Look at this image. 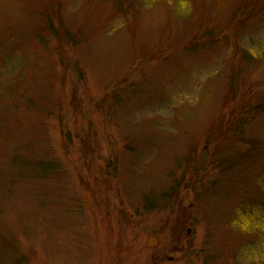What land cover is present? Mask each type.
<instances>
[{"label": "rangeland", "instance_id": "1", "mask_svg": "<svg viewBox=\"0 0 264 264\" xmlns=\"http://www.w3.org/2000/svg\"><path fill=\"white\" fill-rule=\"evenodd\" d=\"M153 1L0 0V264H264V10Z\"/></svg>", "mask_w": 264, "mask_h": 264}, {"label": "trees", "instance_id": "2", "mask_svg": "<svg viewBox=\"0 0 264 264\" xmlns=\"http://www.w3.org/2000/svg\"><path fill=\"white\" fill-rule=\"evenodd\" d=\"M121 1V7L124 6L125 2L129 4L131 3V5L133 3H135L136 0H120ZM157 0H154L153 2H156ZM116 2V1H115ZM150 2V3H153ZM179 3H183L186 4L187 1L186 0H182L179 1ZM139 5H142V2H139ZM249 5H251V15L253 14L254 16H256L257 12L264 10V0H242L239 4L238 8V13L235 15L234 19L232 20V22H235L236 18L240 15V14H245L247 12V9L249 7ZM263 12V11H262ZM117 15H120L122 17H124L125 19H127V15L124 12L123 8H120L117 5ZM258 15V14H257ZM250 16L244 18L241 21V27H244L245 24L249 21ZM55 19L53 17H51L50 19H47V24L46 26H43L44 28H39L38 31H33L31 33L32 36L36 37L38 41L41 42V36L39 33L44 34V35H53L54 37L58 38L60 40V42H62V38L64 37V33L63 30L61 28V26H56L55 24ZM39 32V33H38ZM0 34H2V30L0 29ZM11 36H16L19 37V35H17L16 33L12 32ZM69 41V38L66 40ZM250 105L248 107V110L250 109ZM254 112L253 113H264V102L261 103V106L259 107H255L253 108ZM251 113V112H250ZM251 113V114H253ZM246 122L245 120H241L235 123L234 127L238 128L240 131L239 133H242V128L244 127ZM240 140V139H239ZM241 142H244L242 140H240ZM248 144V143H247ZM259 147L258 145H255L253 148H257ZM259 152H254L252 150L246 152L245 155H243L242 153L238 154L237 157H235V160L229 159L228 157H224L225 160H223L222 162H217L215 163L216 168L221 169V167H226L229 169H234V168H238L239 166L242 168L249 160H253L254 156L256 154H258ZM221 154V152L219 153ZM243 164V165H242ZM242 165V166H241ZM226 168H223V172L227 171ZM239 169V168H238ZM260 182V181H259ZM264 190L262 188V194H263ZM257 203H259L260 206H264V195L262 198L259 199V201H257ZM252 205V204H251ZM251 219H253L252 217H248L247 214L245 213H240L238 216L234 217V219H232L231 221V225L234 229L238 230L241 233L247 232L249 230V228L251 229L252 227V221Z\"/></svg>", "mask_w": 264, "mask_h": 264}, {"label": "water", "instance_id": "3", "mask_svg": "<svg viewBox=\"0 0 264 264\" xmlns=\"http://www.w3.org/2000/svg\"><path fill=\"white\" fill-rule=\"evenodd\" d=\"M187 233H190V231H188ZM154 242V241H153ZM155 243V242H154Z\"/></svg>", "mask_w": 264, "mask_h": 264}]
</instances>
